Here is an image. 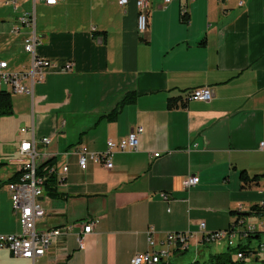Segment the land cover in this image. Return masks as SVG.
Returning a JSON list of instances; mask_svg holds the SVG:
<instances>
[{
  "label": "crops",
  "instance_id": "crops-1",
  "mask_svg": "<svg viewBox=\"0 0 264 264\" xmlns=\"http://www.w3.org/2000/svg\"><path fill=\"white\" fill-rule=\"evenodd\" d=\"M28 12L35 14L37 54L54 66L33 95L11 94L14 113L0 118V234L22 230L7 187L20 172V145L48 137L38 144V163L53 159L61 182L57 196L41 198L46 214L37 229L71 230L43 257L46 264H130L149 249L150 228L158 248L169 233L191 232L195 260L226 251V241L201 243L200 223L226 230L235 225L233 211L264 205V177L246 188L240 178L243 170L264 175L263 0H150L145 35L137 30L136 0L124 7L118 0H18L17 9L0 0V59L12 70L32 61L23 47L31 28L12 33ZM67 64L72 71L61 70ZM204 86L210 101L189 99ZM127 93L135 101L116 119L104 118ZM138 126L139 149L115 152L111 169L79 166L78 147L102 152ZM194 175L199 183L185 188ZM93 218L99 222L83 235L82 223ZM253 219L246 218L260 244L264 214ZM257 257L254 263L264 260ZM0 264L30 262L1 249Z\"/></svg>",
  "mask_w": 264,
  "mask_h": 264
},
{
  "label": "built area",
  "instance_id": "built-area-1",
  "mask_svg": "<svg viewBox=\"0 0 264 264\" xmlns=\"http://www.w3.org/2000/svg\"><path fill=\"white\" fill-rule=\"evenodd\" d=\"M48 6H55L59 0H39ZM173 0H165L169 3ZM7 4H12L15 9L18 7V0H6ZM129 0H118V4L122 7L128 5ZM264 6V0H263ZM138 10L137 30L140 34H146L150 24V0H136ZM186 10L183 11V16ZM22 27L31 28V33L24 39L23 47L27 53L32 55V61L29 67L21 70H12L10 64L5 59H0V92L6 91L10 94H28L33 95L36 84L42 83L46 79V71L54 66L53 62L48 58L37 54V45L39 39L35 31V14L24 13L18 18V24L14 26L12 33L19 34ZM64 72L72 71L71 64H67L61 69ZM213 98L212 89L209 86L199 87L192 90L189 99L193 101H210ZM188 100V99H187ZM23 132L27 129L23 128ZM144 133V128L138 126L128 136L118 141L109 140L106 150L102 152H90L86 148L78 147L75 154L78 155L79 166L86 170L89 162L103 165L107 169L113 167L112 156L115 152L136 151L140 147V136ZM51 141L48 137H43L39 142L41 144H49ZM39 142L24 139L19 148V158L17 161L20 165V178L16 182L8 183L7 187L11 194L12 209L18 216L21 225V233L0 234V250L7 249L11 254L18 258L26 259L30 264H46L43 257L52 249L58 240L67 235L71 227L63 226L47 230H38L37 223L45 216L46 212L41 204V198L45 194V184L51 175H56L54 167L44 168L47 170L45 174H41L38 163L39 159ZM260 148L264 150V142ZM159 157L160 152L153 154ZM68 171V167L64 168ZM57 183L61 182V176L57 177ZM198 176H189L184 179L183 186L191 188L199 183ZM165 195V194H164ZM99 222L98 218L89 219L82 223L83 235L93 232L94 225ZM205 222L200 223V239L201 243H217L226 241L228 247L236 246L240 240H244L242 232H255L256 227L248 223L246 219L239 221L238 227L226 230L207 231L205 230ZM245 233V235H247ZM149 249L145 252L136 254L130 264H159L161 261L168 262L176 252L188 251L191 247V232H175L169 233L162 242V247L158 248L155 240V231L153 228L148 230ZM80 246H83V236L78 237ZM242 240V241H243ZM199 244V243H197ZM264 254V242L256 247L254 256ZM238 259H244L242 253L237 254ZM259 264H264V260H260Z\"/></svg>",
  "mask_w": 264,
  "mask_h": 264
},
{
  "label": "trees",
  "instance_id": "trees-1",
  "mask_svg": "<svg viewBox=\"0 0 264 264\" xmlns=\"http://www.w3.org/2000/svg\"><path fill=\"white\" fill-rule=\"evenodd\" d=\"M184 20H187V16L184 15ZM137 95L136 93H127L117 104V106L108 114L104 115L103 117L107 120H114L122 110V108L133 101H135ZM176 100H172L169 102V108L176 107L177 103ZM14 105L12 95L6 91L0 92V118L5 116H10L14 113ZM54 166V160H49L40 165L39 170L41 174H45L47 170L44 168H50ZM21 173L19 172L14 178L8 180L7 183L16 182L19 180ZM264 177V175L256 174L253 177H250L246 170L241 172L240 178L243 182V188H246L251 185V183H259L260 180ZM57 180L56 176L53 174L49 176L46 184L45 190L48 194L52 196H57ZM233 214L237 215L235 227H238L239 221L241 219H246L247 217H262L264 214V205L255 204L251 207L250 211L248 212H241V211H233ZM242 232V236L244 239H247L248 242L239 241L236 246L228 247L226 251L215 253L211 255L207 260H194L188 264H246V259L250 258L251 255L254 253L255 249L250 244V241L256 236L259 235L260 232ZM242 253L244 255V259H238L237 254ZM178 253V252H176ZM175 253V254H176ZM159 264H174L171 261L164 262L161 261Z\"/></svg>",
  "mask_w": 264,
  "mask_h": 264
},
{
  "label": "rangeland",
  "instance_id": "rangeland-1",
  "mask_svg": "<svg viewBox=\"0 0 264 264\" xmlns=\"http://www.w3.org/2000/svg\"><path fill=\"white\" fill-rule=\"evenodd\" d=\"M251 219H253V217H250ZM259 218V217H258ZM253 221H255L254 219H253ZM262 234V236L264 237V232L263 233H261ZM244 242H248V240L246 239ZM221 244H223L222 242H221ZM250 244L251 245H258L259 244V239H252L251 241H250ZM194 246H191V248L188 250V251H180V252H178V253H176L172 258H171V262L172 263H174V264H188V263H190V262H192V261H194L195 259H194ZM206 248H204V247H201L200 248V252L202 253L204 250H205ZM218 250H221V249H218ZM218 250H216V249H212L211 250V252L212 253H214L215 251H218ZM207 252V251H206ZM205 252V253H206ZM197 259H199V260H204V258H203V256H200L199 258H197ZM246 264H259V262H253V259L252 258H247L246 259Z\"/></svg>",
  "mask_w": 264,
  "mask_h": 264
}]
</instances>
